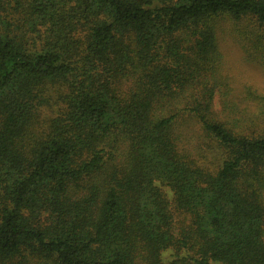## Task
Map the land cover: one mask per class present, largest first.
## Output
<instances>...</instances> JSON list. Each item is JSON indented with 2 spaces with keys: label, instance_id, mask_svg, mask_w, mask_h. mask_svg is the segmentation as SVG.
I'll return each mask as SVG.
<instances>
[{
  "label": "trees",
  "instance_id": "1",
  "mask_svg": "<svg viewBox=\"0 0 264 264\" xmlns=\"http://www.w3.org/2000/svg\"><path fill=\"white\" fill-rule=\"evenodd\" d=\"M224 34L264 68V0H0V264H264Z\"/></svg>",
  "mask_w": 264,
  "mask_h": 264
},
{
  "label": "rangeland",
  "instance_id": "2",
  "mask_svg": "<svg viewBox=\"0 0 264 264\" xmlns=\"http://www.w3.org/2000/svg\"><path fill=\"white\" fill-rule=\"evenodd\" d=\"M221 48L224 57V72L230 80L232 89V101L243 107L247 88L263 90L264 68L247 60L239 42L230 34L223 36ZM192 130L196 132L195 134L200 133L198 126Z\"/></svg>",
  "mask_w": 264,
  "mask_h": 264
}]
</instances>
